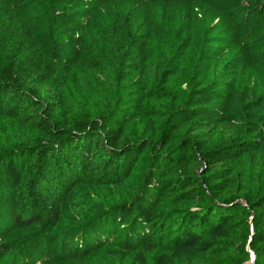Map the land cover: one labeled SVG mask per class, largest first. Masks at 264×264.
I'll return each mask as SVG.
<instances>
[{"label": "trees", "instance_id": "1", "mask_svg": "<svg viewBox=\"0 0 264 264\" xmlns=\"http://www.w3.org/2000/svg\"><path fill=\"white\" fill-rule=\"evenodd\" d=\"M110 1L0 0V261L264 264V0Z\"/></svg>", "mask_w": 264, "mask_h": 264}, {"label": "rangeland", "instance_id": "2", "mask_svg": "<svg viewBox=\"0 0 264 264\" xmlns=\"http://www.w3.org/2000/svg\"><path fill=\"white\" fill-rule=\"evenodd\" d=\"M27 6L35 3L40 6H44L47 8L48 0H23ZM220 3L222 0H212ZM122 5L121 0H112L106 5L100 4H90L84 6V19H80L78 21L79 27L85 28L87 26L95 27L97 25V21L105 16H108L109 12L113 11V9ZM192 9L194 13H190L195 19L199 18V22L196 24L199 27L203 25H208L207 29H212L215 27L219 29V34L225 37L223 43L224 46L219 48L220 53H225L224 57L226 60L231 61V59L239 58L242 55L241 50H243V46L237 42V38L235 36V32L229 24L228 20L220 18V16H214L215 11L214 8L207 4L206 2H198L195 4ZM155 10H153V17L160 18V16L164 15L165 17H172L179 13H182L185 10L183 6V2H172V3H162L156 8L152 5ZM188 7V6H186ZM76 216L70 215L69 220L75 219ZM2 238L0 237V241ZM32 256V255H31ZM16 257V258H15ZM30 259V263L25 261L23 255L18 256H9L8 258L0 261V264H62V260L59 259L53 260L48 259V257L44 254H36L31 258L28 256V260Z\"/></svg>", "mask_w": 264, "mask_h": 264}]
</instances>
